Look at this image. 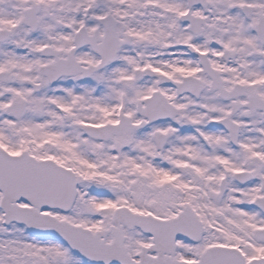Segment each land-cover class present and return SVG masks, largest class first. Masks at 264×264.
<instances>
[{
    "label": "snow or ice",
    "instance_id": "obj_1",
    "mask_svg": "<svg viewBox=\"0 0 264 264\" xmlns=\"http://www.w3.org/2000/svg\"><path fill=\"white\" fill-rule=\"evenodd\" d=\"M0 264H264V0H0Z\"/></svg>",
    "mask_w": 264,
    "mask_h": 264
}]
</instances>
